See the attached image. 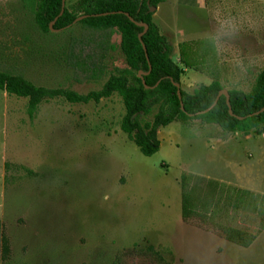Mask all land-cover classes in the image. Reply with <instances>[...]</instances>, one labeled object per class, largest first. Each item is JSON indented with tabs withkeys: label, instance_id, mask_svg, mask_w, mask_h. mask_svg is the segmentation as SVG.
I'll return each instance as SVG.
<instances>
[{
	"label": "rangeland",
	"instance_id": "1",
	"mask_svg": "<svg viewBox=\"0 0 264 264\" xmlns=\"http://www.w3.org/2000/svg\"><path fill=\"white\" fill-rule=\"evenodd\" d=\"M204 2L205 8L202 0H162L154 10L183 69L180 87L192 92L217 79L226 90L249 91L264 66V0ZM29 5L0 0L1 67L36 84L86 93L126 66L118 32L98 79L76 80L72 69L47 61L48 54L42 61L35 49L25 53L36 44L50 53L66 37L64 29L48 35L28 27ZM230 19L239 36L224 40L217 54L207 36ZM185 23L198 26L188 31ZM234 54L245 65L250 56L258 63L245 71ZM156 111L140 113L141 122ZM124 112L117 93L87 102L57 96L29 112L26 97L0 89V220L10 246L0 264H156L143 250L148 245L169 264H264V227L243 246L209 229L206 218L184 220L180 183L185 171L191 182L201 175L264 196V132L175 119L158 127L159 147L145 155L120 128Z\"/></svg>",
	"mask_w": 264,
	"mask_h": 264
},
{
	"label": "trees",
	"instance_id": "2",
	"mask_svg": "<svg viewBox=\"0 0 264 264\" xmlns=\"http://www.w3.org/2000/svg\"><path fill=\"white\" fill-rule=\"evenodd\" d=\"M161 1L73 0L70 3L65 1L62 10V0H30L25 24L49 35L54 34L49 28L53 21L52 28L64 29L61 32L66 33V37L64 43L54 45L50 53L37 49L38 44L25 53L35 49L33 53L42 61L48 54L47 61L53 60L59 66L62 64L66 69H72L76 80L98 79L104 71L103 58L109 49L114 48L110 36L118 32L119 49L126 66L118 73L110 74L100 88L86 93L68 87L36 84L23 73L0 66V89L26 97L29 112L34 111L41 101L57 96H63L70 102H87L99 101L117 93L125 109L120 128L145 155H151L159 147L158 127L175 119L197 118L204 123L217 124L225 131L263 133L264 110L255 115L251 113L264 107V66L249 91L227 89L228 98L221 94L209 110L198 113L214 102L223 85L213 79L210 86L201 83L192 92L176 86L181 84L183 69L173 60L172 44L160 32L152 18L153 12L149 10L150 6L156 7ZM81 14L87 16L72 23ZM140 22L147 24L146 30L143 31L144 27L137 24ZM72 24L79 26L76 32L68 28ZM139 33H142L140 38ZM139 70L143 72L140 76L137 75ZM153 106L157 107V111L152 120L141 122L139 114L148 113ZM229 106L232 114L229 113ZM190 177L185 171L181 173L182 218L188 220L195 215L200 220L206 218L209 229L240 245H249L264 227V203L257 199H264V196L239 187L225 188L218 181L201 175H196L192 182ZM204 191L209 194L206 199L202 196ZM143 250L155 257L156 264H169L163 262L162 255L152 246L148 245ZM9 252V239L0 220V258L8 257Z\"/></svg>",
	"mask_w": 264,
	"mask_h": 264
},
{
	"label": "clouds",
	"instance_id": "3",
	"mask_svg": "<svg viewBox=\"0 0 264 264\" xmlns=\"http://www.w3.org/2000/svg\"><path fill=\"white\" fill-rule=\"evenodd\" d=\"M240 28L239 25L232 19H230L225 24L221 25V29L214 33H209L207 36L208 42L212 45L215 49L217 54L222 51V42L226 39H235L239 36ZM234 60L238 67L243 68L245 71L248 67L253 66L254 64L258 63V58L254 56H250L248 59L247 65L244 64L243 59L240 58L238 54H234ZM204 86H210L212 81L210 79H206L201 81ZM189 87L191 85H188ZM239 91L246 92L247 88H239Z\"/></svg>",
	"mask_w": 264,
	"mask_h": 264
},
{
	"label": "water",
	"instance_id": "4",
	"mask_svg": "<svg viewBox=\"0 0 264 264\" xmlns=\"http://www.w3.org/2000/svg\"><path fill=\"white\" fill-rule=\"evenodd\" d=\"M64 2H65V0H62V10H63V6H64ZM155 9H156V7H154V6H150V7H149V10H150L151 12H154ZM62 10H61V12H62ZM61 12H60V13H61ZM103 14H105V13H103ZM126 14L128 15V13H126ZM86 16H87L86 14H81V15L77 16V17L73 20L72 23H75L77 20H80V19H82V18H84V17H86ZM129 18L132 19L130 16H129ZM137 24L142 25V26L144 27V28H143V31L146 30V28H147V24H146V23H141V22H140V23H137ZM52 25H53V21H51L50 24H49V28H50V30L53 29V28H52ZM141 34H142V33H139V34H138V37H139V38H140ZM142 47H143V50H144V52H145V54H146L145 46L142 45ZM149 68H150V65H149ZM142 73H143V72H142L141 70H139L138 73H137V75L140 76ZM176 86H177L178 88H180V84H176ZM221 94L226 95L227 98H228L227 90L224 89V88H221V89L219 90L218 95H217L216 99L214 100V102H213V103H212L207 109L202 110V111H199L198 113H202V112H205V111L209 110V109H210V108L216 103L218 97H219ZM227 101H228V99H227ZM181 108L183 109V106H182V105H181ZM262 110H264V107H263L261 110H259V111H255V112L251 113V115L258 114V113H259L260 111H262ZM229 113L232 114V110H231L230 106H229ZM239 118H240V117H239Z\"/></svg>",
	"mask_w": 264,
	"mask_h": 264
},
{
	"label": "crops",
	"instance_id": "5",
	"mask_svg": "<svg viewBox=\"0 0 264 264\" xmlns=\"http://www.w3.org/2000/svg\"><path fill=\"white\" fill-rule=\"evenodd\" d=\"M204 1H205V0H202V2H203L202 7H203V8L206 7ZM161 2H162V1H161ZM161 2H160V3H161ZM237 3H238V2H237ZM198 5L201 6L200 4H198ZM157 10H158V9H157ZM238 10H240V9H238ZM234 12H235V11H232V12H230V14H231V13L233 14ZM152 18H153V20H155V19H154V12H153V14H152ZM187 18H188V19H190V18L197 19V16H193V15H191V16H189V17L187 16ZM197 26H198V25H192L191 23H190V24H188V23L186 24V23H185V25H184V29H186V30L189 31V30H191L192 28H196Z\"/></svg>",
	"mask_w": 264,
	"mask_h": 264
}]
</instances>
